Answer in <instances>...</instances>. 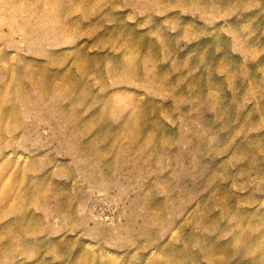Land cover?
Returning <instances> with one entry per match:
<instances>
[{
	"label": "rangeland",
	"instance_id": "obj_1",
	"mask_svg": "<svg viewBox=\"0 0 264 264\" xmlns=\"http://www.w3.org/2000/svg\"><path fill=\"white\" fill-rule=\"evenodd\" d=\"M80 2L85 3L83 7L78 6ZM69 5L68 0H61L38 6L43 26L47 22L57 25L60 17L67 20L72 37L59 47L28 46L20 33L11 37L15 46L0 39V77L10 79L15 66H41L49 72L63 69L75 76L84 71L87 82H105L109 89L104 93L119 88L145 109L153 106L149 118L157 125L138 137L141 142L148 137V148L143 143L129 148L124 139L122 147L110 149L106 145L112 138L105 142L91 131L75 143L85 153L89 149L82 147L92 144L99 154L93 157L101 161H78L53 132L47 115L46 119L43 111L27 115L22 100L11 102L4 96L7 90L0 82V112L10 110L23 117L6 119L15 124L13 134L9 133L14 143L6 147L7 158L13 161L11 170L15 164L24 168L35 162L37 169L23 172V182L28 177L47 176L44 188L69 193L66 198L75 206L68 217L53 216L47 220V230L28 237V246L17 251L12 264H176L169 246L189 247L194 252L209 248L210 241H203L210 232L208 225L215 224L219 231L229 224V217L217 216L223 203L216 204L212 195L228 193L243 199L244 207L264 210V175L259 179L252 170L239 175L251 159L264 172V147L256 148L264 143V0H230L228 5H218L216 13L228 9V17L215 15L209 7L205 14L200 13L195 9L202 6L197 0H74ZM21 12L22 18L32 20L29 24L38 25L39 12L35 17L25 8ZM15 17L7 14L0 19L1 35L18 30L13 24L21 18ZM232 19L239 22L237 26ZM77 22L78 27H73ZM203 50L205 54H200ZM78 53L93 57L98 66L88 68V61ZM2 56L8 63L5 71ZM124 58L138 62L139 66L131 68L138 73L137 80L120 75ZM144 60L150 64L148 75L140 71ZM99 73L102 79L97 78ZM99 87L94 85L95 94L101 93ZM30 88L28 85L27 90ZM54 96L55 103L65 102L62 96ZM91 104L79 106L80 118L86 117V122L80 120L83 128L96 122L87 109ZM95 109L104 114L106 130L116 126L107 109L103 111L102 105ZM185 134L187 142L182 138ZM101 170L104 181L98 182L94 176ZM34 212L40 215V211ZM82 220L88 228L78 226ZM262 228L260 225L259 230ZM159 247H165L167 253ZM221 255L217 251L211 260L196 262L188 257L181 262L224 264ZM227 259L234 261L233 257Z\"/></svg>",
	"mask_w": 264,
	"mask_h": 264
},
{
	"label": "bare ground",
	"instance_id": "obj_2",
	"mask_svg": "<svg viewBox=\"0 0 264 264\" xmlns=\"http://www.w3.org/2000/svg\"><path fill=\"white\" fill-rule=\"evenodd\" d=\"M13 1L14 0H0L1 20L5 19L4 16L7 14L14 17L19 16L21 18L18 23L14 21L15 23L13 24L14 26H19L17 31L16 29H9L7 33L0 34V39L6 40V45L15 46L11 38L14 33H20L22 41L28 44V46H33L38 43L40 45L47 44L48 46L59 47L65 43L64 41L67 40L68 37L69 39L72 37V35L69 34L70 28L65 24L67 20H62L64 19L63 17H60L62 19L57 18V25H52L49 22L44 26L42 25L44 22L41 20L42 15L38 10L39 4L49 3L50 1L61 2V0H20L18 1L19 6H17L18 4H14ZM197 1L202 5L195 8L200 13L205 14L209 7L215 15H220L221 13L223 17H228V9L220 11L219 13L216 12H218V5H228L230 0ZM72 2L74 3V0H68V6H70L69 3L72 4ZM32 3H35L33 9L31 7ZM84 4V2H80L78 6L83 7ZM23 8L28 12L31 11L32 17H35V14L39 12V17L41 18L36 20V24L38 23V25L34 26L32 23L29 24V22L32 21L29 17L22 18L23 14L21 9ZM59 21L62 22L59 23ZM231 23L237 26L239 22L232 19ZM77 25H79V22L73 27L77 28ZM50 43L52 45H50ZM150 44L152 43H148L149 49H151ZM198 48L199 50L197 53L201 50L200 46H198ZM49 53V50L44 51V54ZM200 54H205V51L203 50ZM80 57L86 58L89 66L88 68L91 69L98 66L96 61L92 59L93 57L83 56L82 54ZM200 57L201 62H203L204 56L200 55ZM1 60L2 65L4 66L3 71H5V69L8 68L7 59H5V56H2ZM122 61V68L119 70L121 72L120 75L137 80L138 73L132 71L131 68L139 66L138 62L129 58H124ZM141 63V73L143 72L148 75V73H150L147 70L148 66H150L149 62L144 60ZM124 64H126V67H124ZM12 68H17L13 69L16 70L14 76L10 79H6L7 77H5V75L0 77V82L7 90V93L4 94V96L9 98L11 102L18 101V99L22 100L24 106L27 108L25 110L27 115L32 113L37 114L40 111H43V115L46 114L48 117L47 121L52 124L53 132L58 134L62 139V142L66 144V148L71 156H73V159L83 162H88L91 159H93L92 162L101 161L100 158L93 157H99V154L98 150L92 147V144L84 145L82 147V149H89L88 152L85 153V151L80 150V147L75 143V141H78V137L87 135V133H90L91 131L97 133L96 139H101L106 142L107 139L112 138L111 143L106 145V147L110 149L114 147H122L124 139L127 140V146L129 148H136L137 145L141 147V143H143L142 147L145 148H148L150 145L151 142L148 137H146L143 142H141L138 137L144 135L147 128L153 129L154 124L157 125V121L154 118H149L151 112L154 111L153 106L145 109V106H143L142 103L137 102V100L131 95L124 93L119 88H113L112 91L107 90L104 93L103 90L108 88L104 85L105 82L103 83L102 80L87 82V80H85V78H87V73L85 74L84 71L78 73L79 76H75L71 72L63 69L49 72L46 69H42L41 66L36 67L37 69L28 66H15ZM125 68L127 69L125 70ZM113 73L114 72H112V74ZM101 75L102 74L99 73L97 78L102 79L103 77ZM152 82L153 79L150 78L148 83L151 84ZM96 84L100 85L99 88L101 89V93H94V85ZM28 85L32 87L30 88L31 90H27ZM12 92H14V94ZM108 94H110L111 97L109 95L108 98H106V95ZM54 95H59L60 98L62 96V100L65 102L61 103V105L60 102H58V106V103L53 101L55 97ZM2 96L3 92L0 91V99ZM109 97L112 100H108ZM86 103H92L87 109L91 112L90 118L95 119L96 122L92 120L93 123L95 122L92 127L89 125H83V128L80 120L82 119L85 121L86 117H84V119L80 118L81 109L79 106L81 104L85 105ZM101 105L102 110L104 111L107 109L109 114L113 116V122L116 123V126L111 130H106L102 126L104 122V114H101L100 112L97 114L94 111L96 110L95 108H98ZM28 106L30 107L28 108ZM18 116L21 119L23 118L19 113H12L10 110L9 113H7V111L0 112V156H2V162L0 164V245H3L0 247V264H12L11 259L15 257L17 251L28 246L30 242L27 240L28 237L36 235L40 230L44 231L49 228L47 220L51 217L55 216L56 218L63 219L68 217L73 210L75 211V206L66 198L69 196V193L58 192L53 188H44L47 176L28 177V179L23 182V180H25V177L22 176L23 172L27 170L33 172L37 169L35 162L30 161L24 168L15 164L11 170L10 167L13 165V161L10 158H7V155L10 152L6 150V147L9 145L11 146L14 143L12 141L13 137L10 135L13 134L15 130V124L13 125V121H15ZM44 117L46 119L45 115ZM74 117L76 118L72 121ZM8 118L13 121L6 122L8 121L6 120ZM262 122H264V119H262ZM4 125L6 128L3 127ZM3 130H5V132H3ZM182 138L185 142L188 141L186 134ZM155 145L158 146L157 143H155ZM159 147L164 148L163 145H159ZM263 147V142L256 145V148L259 149ZM120 153H122V156L125 155L124 152ZM181 157H184V155L182 154ZM252 161V159L249 160L247 162L248 165L240 169L239 175H247L252 170L255 172L257 178H263L264 172L261 171V169ZM3 168L5 170L8 168L10 171L7 172L2 170ZM104 175L106 174L104 173ZM94 177L98 182L104 181L102 178V170L98 173L97 177ZM211 198L216 204L223 203V209L220 208V212L217 216H220L219 218L229 217V224L224 229L220 228L219 231L215 224L208 225V230H210L208 233H211L212 231L214 232V234L211 235L206 232L203 237V241H210L211 247L209 246V248H201L199 251L194 252L192 250L190 251L189 247L177 249L169 246L168 253L171 255L172 259L176 260V264H182L181 258L188 257L196 262L200 258L211 260V255L215 254L217 251L222 253L221 256H223V259L221 260H225L224 264H264V210L260 208L250 209V207H244L243 199L238 196H231V194L229 195L228 193H222L220 197L212 195ZM9 200L10 202L11 200H14V202L10 203ZM50 202H53L54 205H51ZM262 204L264 205V200L262 201ZM228 209H231V211L229 212ZM35 210L40 211V215H36L34 212ZM199 215L200 214L198 213V216ZM213 220L218 219L214 218ZM247 221H254L253 223L255 224ZM132 222L133 221L130 220L129 224L132 225ZM246 222L248 224H246ZM79 225L80 227L82 226V228H88L87 225L85 226L84 220H82L78 226ZM198 225L202 228V223L200 221L198 222ZM251 225H254V229L251 228ZM260 225L263 227L261 230H259ZM149 231L150 230L147 232ZM5 236L7 239L2 242ZM221 236H226L229 240L226 241L225 239L223 241V239L220 238ZM135 237L130 239H135ZM194 237V234L191 235L189 240H192ZM171 243L172 240L169 244ZM165 249V247H159L160 251L163 250V254L167 253V249ZM2 255H5L6 257L3 258L4 256ZM227 257H233L234 261L230 262ZM209 262L210 264H218L214 261ZM15 264H23V262L16 261ZM43 264L47 263L44 261ZM71 264L84 263L72 262ZM153 264L158 263L154 262ZM159 264L165 263L160 262ZM191 264L195 263L192 262Z\"/></svg>",
	"mask_w": 264,
	"mask_h": 264
}]
</instances>
